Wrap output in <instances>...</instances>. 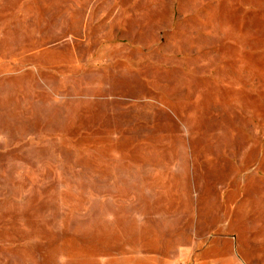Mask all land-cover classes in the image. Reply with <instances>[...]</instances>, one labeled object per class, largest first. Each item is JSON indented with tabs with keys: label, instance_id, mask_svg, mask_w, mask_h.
Returning <instances> with one entry per match:
<instances>
[{
	"label": "rangeland",
	"instance_id": "rangeland-1",
	"mask_svg": "<svg viewBox=\"0 0 264 264\" xmlns=\"http://www.w3.org/2000/svg\"><path fill=\"white\" fill-rule=\"evenodd\" d=\"M0 264H264V0H0Z\"/></svg>",
	"mask_w": 264,
	"mask_h": 264
}]
</instances>
